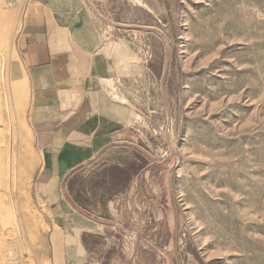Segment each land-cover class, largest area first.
Returning <instances> with one entry per match:
<instances>
[{
    "label": "rangeland",
    "instance_id": "obj_1",
    "mask_svg": "<svg viewBox=\"0 0 264 264\" xmlns=\"http://www.w3.org/2000/svg\"><path fill=\"white\" fill-rule=\"evenodd\" d=\"M83 3L118 46L115 96L135 120L129 140L63 180L64 197L104 225L91 263L264 264V0ZM21 9L0 0V222L13 264H47L14 44Z\"/></svg>",
    "mask_w": 264,
    "mask_h": 264
},
{
    "label": "crops",
    "instance_id": "obj_2",
    "mask_svg": "<svg viewBox=\"0 0 264 264\" xmlns=\"http://www.w3.org/2000/svg\"><path fill=\"white\" fill-rule=\"evenodd\" d=\"M21 1L14 44L27 86L30 187L49 223L46 263L92 264L104 225L64 197L63 180L130 139L134 111L115 96L123 60L83 0Z\"/></svg>",
    "mask_w": 264,
    "mask_h": 264
},
{
    "label": "bare ground",
    "instance_id": "obj_3",
    "mask_svg": "<svg viewBox=\"0 0 264 264\" xmlns=\"http://www.w3.org/2000/svg\"><path fill=\"white\" fill-rule=\"evenodd\" d=\"M4 68V67H3ZM3 78H1V83H0V122H2V105H3V94L1 93V87L3 86L4 88V82ZM6 102V101H5ZM1 141V139H0ZM5 151L3 150V147H0V179L2 181L3 177L5 176V160L4 156ZM1 197V195H0ZM2 200L0 199V220L1 217L3 219L4 215V210L3 207L1 206ZM16 208V207H15ZM15 212V210H14ZM19 229V228H18ZM9 232L7 230H4L2 223L0 222V264H13V256L15 255L13 252V248L7 244H5L4 235H7ZM19 235V234H18Z\"/></svg>",
    "mask_w": 264,
    "mask_h": 264
}]
</instances>
